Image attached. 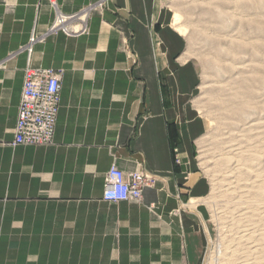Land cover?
Here are the masks:
<instances>
[{
  "label": "crops",
  "instance_id": "crops-1",
  "mask_svg": "<svg viewBox=\"0 0 264 264\" xmlns=\"http://www.w3.org/2000/svg\"><path fill=\"white\" fill-rule=\"evenodd\" d=\"M58 12L76 15L70 31L50 30ZM183 50L164 0H0V264H200L203 209L184 208L204 191L197 74ZM28 66L61 74L55 132L12 146ZM112 165L155 182L139 202L105 201Z\"/></svg>",
  "mask_w": 264,
  "mask_h": 264
},
{
  "label": "rangeland",
  "instance_id": "rangeland-1",
  "mask_svg": "<svg viewBox=\"0 0 264 264\" xmlns=\"http://www.w3.org/2000/svg\"><path fill=\"white\" fill-rule=\"evenodd\" d=\"M164 10L197 74L189 108L204 191L184 208L203 209L200 264H264V0H164Z\"/></svg>",
  "mask_w": 264,
  "mask_h": 264
},
{
  "label": "built area",
  "instance_id": "built-area-1",
  "mask_svg": "<svg viewBox=\"0 0 264 264\" xmlns=\"http://www.w3.org/2000/svg\"><path fill=\"white\" fill-rule=\"evenodd\" d=\"M54 5V0H49ZM100 5V3H99ZM76 15L66 16L58 12L50 30L70 31L66 25ZM85 26L80 30L85 31ZM37 37L32 35L26 46L28 54ZM61 74L51 68L26 67L24 85L18 105L12 146L47 145L52 143L59 109ZM175 162H179L178 157ZM155 177L146 171L135 170L128 174L112 165L105 178L102 198L117 203L120 201L139 202L142 190L152 186Z\"/></svg>",
  "mask_w": 264,
  "mask_h": 264
},
{
  "label": "bare ground",
  "instance_id": "bare-ground-1",
  "mask_svg": "<svg viewBox=\"0 0 264 264\" xmlns=\"http://www.w3.org/2000/svg\"><path fill=\"white\" fill-rule=\"evenodd\" d=\"M175 18H176V19L179 18V13L176 12V14H175Z\"/></svg>",
  "mask_w": 264,
  "mask_h": 264
}]
</instances>
